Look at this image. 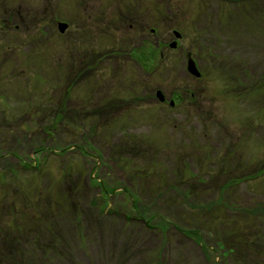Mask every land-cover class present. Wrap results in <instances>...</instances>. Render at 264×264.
<instances>
[{
    "label": "rangeland",
    "instance_id": "1",
    "mask_svg": "<svg viewBox=\"0 0 264 264\" xmlns=\"http://www.w3.org/2000/svg\"><path fill=\"white\" fill-rule=\"evenodd\" d=\"M0 264H264V0H0Z\"/></svg>",
    "mask_w": 264,
    "mask_h": 264
},
{
    "label": "water",
    "instance_id": "2",
    "mask_svg": "<svg viewBox=\"0 0 264 264\" xmlns=\"http://www.w3.org/2000/svg\"><path fill=\"white\" fill-rule=\"evenodd\" d=\"M65 26H66V23L65 22H63V21H58L57 22V28L60 31H62L65 28ZM173 34L175 36H179L180 35V33L177 30H175V29L173 30ZM168 44H169V46L173 47V46L176 45V40H171ZM185 67H186V69H187L188 72L194 74L195 76H199L200 71L197 68V66L195 64V61H194V59L191 56H187L186 57ZM155 93H156V95H157V97H158L159 100H162L163 99V95H162V93L160 92L159 89H156L155 90ZM170 103H172L171 100H170Z\"/></svg>",
    "mask_w": 264,
    "mask_h": 264
},
{
    "label": "trees",
    "instance_id": "3",
    "mask_svg": "<svg viewBox=\"0 0 264 264\" xmlns=\"http://www.w3.org/2000/svg\"><path fill=\"white\" fill-rule=\"evenodd\" d=\"M152 57V52H148V56L146 55V54H144L143 52L141 53V55H140V57L141 58H147V57ZM238 82H240V80L238 79L237 80ZM253 82L254 81H251V83H250V85H252L253 84ZM249 87H254V86H249ZM248 87V88H249ZM234 95V94H233ZM251 95H252V93H251ZM135 201V200H134ZM135 217H139L140 219H142L143 221H144V223L147 225V226H149L150 228H152L151 226V224L149 223V220H148V218L147 217H145V216H143L142 214H140L139 213V216H135ZM180 231L184 234V235H186L187 237H189V238H191V239H193L194 241H197L198 242V232L196 231V229H181L180 228Z\"/></svg>",
    "mask_w": 264,
    "mask_h": 264
}]
</instances>
